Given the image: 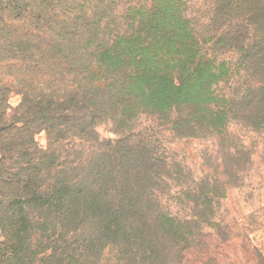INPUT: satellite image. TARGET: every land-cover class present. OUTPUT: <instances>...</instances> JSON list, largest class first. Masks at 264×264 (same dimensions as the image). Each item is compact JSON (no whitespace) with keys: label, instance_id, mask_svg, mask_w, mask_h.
I'll return each mask as SVG.
<instances>
[{"label":"trees","instance_id":"16d2710c","mask_svg":"<svg viewBox=\"0 0 264 264\" xmlns=\"http://www.w3.org/2000/svg\"><path fill=\"white\" fill-rule=\"evenodd\" d=\"M227 2L205 28L181 0L130 6L122 25L86 0H0V264L179 263L216 226L221 178L195 191L154 137L214 142L230 181L252 162L232 127L264 130V30Z\"/></svg>","mask_w":264,"mask_h":264},{"label":"rangeland","instance_id":"374dc122","mask_svg":"<svg viewBox=\"0 0 264 264\" xmlns=\"http://www.w3.org/2000/svg\"><path fill=\"white\" fill-rule=\"evenodd\" d=\"M150 1L86 0L84 6L92 9L94 13L96 11L98 15L108 7L109 19L122 25L128 7L148 4ZM181 1L188 7V16L194 18L198 27L207 28L210 24V10L216 0ZM222 1L224 4L228 3L227 1L235 4L237 16L244 19L246 25H250L252 32L257 33L261 25L264 30V0ZM89 20L92 21L93 18ZM19 101V96L12 94L11 105L15 107ZM149 126L150 122L142 119L137 124L136 135L140 134L143 140V131ZM110 129L109 124H102L98 127V132L102 138H119L113 135ZM232 131L242 141L243 148L252 156V162L241 163L239 167L241 177L237 182L230 181L224 176L226 169L221 159L217 157L214 142L205 139H180L168 131L154 137L161 145L160 153H166L167 157L181 163L186 170L192 172L194 179L188 182L195 191L196 183L201 182L207 175H211L212 178L220 177L223 186L227 188L226 194L220 197L216 209L209 211L216 226L203 227L204 239L197 240L192 245L184 261L171 264H264V130L252 131L244 125L236 124ZM148 132L150 134L149 130ZM37 141L41 148H48L49 139L46 132H41L37 136ZM68 152L72 153L70 150ZM228 181L230 182L227 184ZM169 205L174 214L180 217L189 216L186 204L171 200ZM105 264L118 263L111 260Z\"/></svg>","mask_w":264,"mask_h":264}]
</instances>
